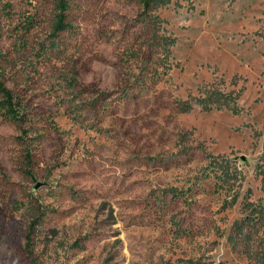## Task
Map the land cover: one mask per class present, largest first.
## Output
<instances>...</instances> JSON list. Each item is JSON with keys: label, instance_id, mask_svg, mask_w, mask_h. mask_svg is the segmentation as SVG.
I'll return each instance as SVG.
<instances>
[{"label": "rangeland", "instance_id": "obj_1", "mask_svg": "<svg viewBox=\"0 0 264 264\" xmlns=\"http://www.w3.org/2000/svg\"><path fill=\"white\" fill-rule=\"evenodd\" d=\"M55 13L0 0V264H264V0Z\"/></svg>", "mask_w": 264, "mask_h": 264}, {"label": "trees", "instance_id": "obj_2", "mask_svg": "<svg viewBox=\"0 0 264 264\" xmlns=\"http://www.w3.org/2000/svg\"><path fill=\"white\" fill-rule=\"evenodd\" d=\"M143 11L145 14L152 17V13L155 12L156 8L163 6L170 2V0H140ZM56 13L55 21L53 24L54 33L57 34L60 31L68 30L72 27L70 20L68 19V10L70 8V0H54ZM174 38H171V42L168 47L174 44ZM170 49V48H169ZM169 51V50H168ZM1 71V64H0ZM0 109L10 117L19 123L21 134L19 139L22 143L27 144L30 147L31 141H28L29 128L25 125L28 120L29 110L27 109L26 103L15 94L12 88H10L6 82L0 76ZM189 109V107L187 108ZM32 139V138H31ZM27 160L32 162V153L28 149L26 154ZM40 215H42L40 213ZM38 215L34 220H31L28 224V240H30L31 234L35 231L36 225L40 222L41 216ZM243 222L240 221L236 226V229L241 232L243 229Z\"/></svg>", "mask_w": 264, "mask_h": 264}, {"label": "water", "instance_id": "obj_3", "mask_svg": "<svg viewBox=\"0 0 264 264\" xmlns=\"http://www.w3.org/2000/svg\"><path fill=\"white\" fill-rule=\"evenodd\" d=\"M241 158H242L243 160H245V161L249 160V157L246 156V155H241Z\"/></svg>", "mask_w": 264, "mask_h": 264}]
</instances>
